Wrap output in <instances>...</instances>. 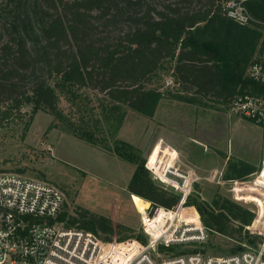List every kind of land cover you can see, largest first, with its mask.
<instances>
[{"label": "trees", "instance_id": "1", "mask_svg": "<svg viewBox=\"0 0 264 264\" xmlns=\"http://www.w3.org/2000/svg\"><path fill=\"white\" fill-rule=\"evenodd\" d=\"M231 1L1 0L0 114L8 117L32 105L30 117L38 110L54 116L48 130L62 125L76 137L98 144L93 130L101 128L103 118L123 116L129 109L153 115L165 97L231 103L250 90L264 94V86L247 75L252 63L264 62V0H236L252 16L248 24L224 14ZM169 61L177 89L163 92L148 86ZM84 89L102 94L100 116L77 122L60 107L59 92L80 109ZM245 164L230 159L226 176L233 179L236 174L241 180L256 170ZM129 190L153 207L174 208L181 199L180 193L157 188L144 163L137 165ZM189 196L186 205L199 207L207 228L242 238L241 231L257 223L254 212L229 199L223 198L216 212ZM181 214L199 219L193 206L184 207ZM167 215L161 209L151 223L159 225ZM68 216L70 225L96 235L108 237L119 231L121 240L133 237L122 236L126 228L103 215L84 211ZM244 237L250 244L262 239Z\"/></svg>", "mask_w": 264, "mask_h": 264}, {"label": "rangeland", "instance_id": "2", "mask_svg": "<svg viewBox=\"0 0 264 264\" xmlns=\"http://www.w3.org/2000/svg\"><path fill=\"white\" fill-rule=\"evenodd\" d=\"M261 57L264 59V53ZM172 67L173 62L169 61L148 86L163 92L175 91L178 86L171 76ZM80 92V109L59 92L60 107L77 122L82 117L100 116L97 105L102 94L92 89ZM31 111L33 106L26 105L21 113L15 110L8 117L0 114V168L17 172L23 169L27 176L60 187L66 195L68 215L79 216L84 211L103 215L126 228L122 236L146 239L141 215L147 219L152 202L129 190L134 171L141 163L157 188L182 196L177 185L186 183L192 200L216 212L220 211L223 198L242 208L256 207L249 199L262 203L260 198L249 196L245 184H235L247 175L239 177L241 180L236 174L233 179L226 176L230 159L245 161V165L256 169L264 162V129L234 112L231 103L207 99L188 103L165 97L153 115L129 109L123 116L103 118L101 128L93 130L98 144L76 137L62 125L48 130L54 116L38 110L31 118ZM158 163L160 168L155 171L154 164ZM160 174L176 181L162 182ZM191 206L201 217L197 206ZM191 206L177 205L174 213L181 214L184 207ZM263 216L257 220L254 217L256 225L249 227L248 232L243 229L242 238L208 228L206 242L182 249L191 252L199 248L218 256L239 249L241 244L258 248L260 239L250 244L244 236L262 237ZM181 218L194 221L182 214Z\"/></svg>", "mask_w": 264, "mask_h": 264}, {"label": "built area", "instance_id": "3", "mask_svg": "<svg viewBox=\"0 0 264 264\" xmlns=\"http://www.w3.org/2000/svg\"><path fill=\"white\" fill-rule=\"evenodd\" d=\"M223 12L241 24L253 19L241 1H231ZM247 75L264 86V62L252 63ZM231 105L234 112L264 129L263 93L250 90L238 94ZM159 178L162 181L161 175ZM235 182L241 187L245 184L249 196L262 200L261 203L247 199L256 205L249 208L256 220L261 219L264 162L244 181ZM182 184L177 185L182 193L179 206H184L190 195L186 183ZM66 204V195L60 187L20 171L0 168V264H264V231L258 248L241 244L238 250L217 256L182 249L208 240V228L200 216L197 221H188L175 214L173 208L153 207L156 210H148L147 220L141 215L147 238L121 240L119 234L101 237L70 225L69 216L64 218ZM161 209L169 215L159 225H153L151 221ZM261 227L264 230V216Z\"/></svg>", "mask_w": 264, "mask_h": 264}, {"label": "crops", "instance_id": "4", "mask_svg": "<svg viewBox=\"0 0 264 264\" xmlns=\"http://www.w3.org/2000/svg\"><path fill=\"white\" fill-rule=\"evenodd\" d=\"M154 160L155 161H158L159 160V156H158V158H155L154 157ZM158 167H159V163L156 165V164H154V170L155 171H158ZM160 168V167H159ZM161 175V174H160ZM162 177V181H164V182H168V183H170V182H174V181H176V180H174V179H171V178H169L168 176H166V175H162L161 176Z\"/></svg>", "mask_w": 264, "mask_h": 264}, {"label": "water", "instance_id": "5", "mask_svg": "<svg viewBox=\"0 0 264 264\" xmlns=\"http://www.w3.org/2000/svg\"><path fill=\"white\" fill-rule=\"evenodd\" d=\"M197 209H198V211L200 212V214H201V211H200V209H199V207H197ZM238 250V249H237Z\"/></svg>", "mask_w": 264, "mask_h": 264}, {"label": "bare ground", "instance_id": "6", "mask_svg": "<svg viewBox=\"0 0 264 264\" xmlns=\"http://www.w3.org/2000/svg\"><path fill=\"white\" fill-rule=\"evenodd\" d=\"M177 213V212H176ZM180 217H181V214H180ZM193 220V219H192ZM188 221H191L190 219ZM195 221V220H194Z\"/></svg>", "mask_w": 264, "mask_h": 264}]
</instances>
